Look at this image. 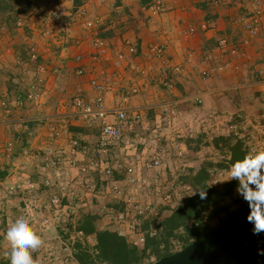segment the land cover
Wrapping results in <instances>:
<instances>
[{
	"label": "crops",
	"instance_id": "obj_1",
	"mask_svg": "<svg viewBox=\"0 0 264 264\" xmlns=\"http://www.w3.org/2000/svg\"><path fill=\"white\" fill-rule=\"evenodd\" d=\"M28 1L32 3L31 7L18 14L16 25L6 26L0 21V37L4 39L0 41V68H5L0 72V93H2L0 103L15 99L20 91L27 89L28 83L33 79L28 72L35 71V65L29 61L34 46L41 53L39 63L47 67L44 76L47 81L44 86L45 95L38 104L27 102L22 107L14 108L6 122L2 118L4 113L0 114V151H2L0 164L1 162L4 164L0 169L5 173L2 178L0 175V181L5 184L14 182L18 178L39 180L38 167L44 163L42 154L47 145L48 125L51 122L56 123L64 132L59 146L65 151L66 156L70 155L68 158L82 164L96 154L99 128L89 129L77 121L74 117L73 105V99L77 96L85 100H91L96 96V92L90 86V80L93 78L113 87L106 97L107 108L111 112L125 109L140 113L144 116L141 123L148 118L161 117L172 125L171 118L176 115L178 106L180 110L191 109V114L189 112L185 114L191 117H195L198 113L203 114L208 108L211 113L219 114V111L223 113L227 106L231 113L226 117L229 120L238 112L235 101L240 99L244 107L243 91L238 93L233 91L234 87L239 85L238 76L232 74L233 81L229 79L231 86L224 83L228 84L227 89H224L214 84L217 76L204 79L200 72L210 68L209 63H225L226 60L241 63L242 68L248 63L264 61L262 43L246 48V56L234 59L216 48L219 38L227 37L231 42L236 43L244 37L241 26L235 23V19L245 12L242 8L243 0H228L218 7H215L211 0H164L166 11L159 16H152L145 10L150 2L140 5V0H82V6L86 7L89 16L101 18L103 25L92 31H86L80 23L73 20V26L69 27L71 33L67 35L65 32L57 31L59 33L57 40L42 37L45 29L43 24L56 23L54 20L51 21L52 12L68 7H62L58 0ZM205 22L210 23L209 31L201 28ZM191 28L195 29L194 34L189 33ZM96 38L104 42L105 52L98 61H93L91 55L94 52L93 40ZM78 40L82 42L81 47L76 46ZM45 41H48L47 45ZM161 44L167 47L166 59L169 63L167 65H162V62L150 52L151 47ZM130 47H134L137 53L130 54L128 51ZM119 54H124L125 58L117 65ZM22 55L26 56L21 57ZM78 55L83 56L80 63L85 69V74L82 76L77 74L80 66L76 61ZM215 56L217 59H214ZM204 64L205 66H202ZM176 66L181 68L179 74L172 69ZM251 68L254 69L252 65ZM143 70L146 74L141 73ZM132 87L138 88L140 92L126 102L122 92ZM179 90L184 91L186 96H182ZM223 90L230 91L231 96L221 98ZM177 96L181 97L175 100ZM197 99L203 100L200 108L194 107L193 103ZM0 110L3 112L2 108ZM111 119L115 120L114 117ZM31 120H38V125L35 130L29 132ZM150 130L151 132L146 131L154 139V131L161 130V126L157 125ZM24 132H28L26 138L28 145L21 149L24 143L20 135ZM92 133L97 134L95 141L89 137ZM73 141H78L80 146L73 148ZM9 142L15 144V149L17 145L19 147V159H16V162L6 155L5 147ZM120 144L112 147L107 156L100 157L105 165H113L119 161L113 151ZM144 147L151 152V146L144 144ZM72 151L77 152L78 155L70 154ZM28 171L34 172L32 176L27 174L30 178L23 175ZM72 174L77 176L78 171L73 170ZM97 175L98 173H93L92 177ZM39 193L43 194L45 199L49 194L45 188ZM16 198L22 200L20 197ZM79 199H81L79 195H74L72 198L77 204ZM20 206L22 208L24 203L21 202ZM79 206H81L80 202ZM1 240H4L3 236H0V243Z\"/></svg>",
	"mask_w": 264,
	"mask_h": 264
},
{
	"label": "built area",
	"instance_id": "obj_2",
	"mask_svg": "<svg viewBox=\"0 0 264 264\" xmlns=\"http://www.w3.org/2000/svg\"><path fill=\"white\" fill-rule=\"evenodd\" d=\"M62 7H70L73 0H58ZM215 7L227 3L228 0H211ZM245 12L235 19V23L241 26V31L244 37H241L238 42H231L227 37H222L217 40L216 48L221 53H227L231 59L246 56L245 49L253 47L257 43H262V53L264 55V0H243V7ZM152 16H159L166 11V4L164 0H152L145 9ZM66 16L65 9L60 8L52 12L51 18L56 21V28H51L49 22L45 25L42 32L44 39L58 38V32H63L69 35L70 28H65L64 18ZM73 20L81 24L86 31H92L103 25V20L99 17L92 18L89 16L88 10L85 6L78 8ZM210 23H203L201 28L204 31H209ZM4 29V27L2 28ZM190 34L195 33V29L189 30ZM57 40V39H56ZM82 42L77 41L76 46L81 47ZM94 52L91 55L93 61H98L105 52V44L100 39L93 40ZM130 54H136L137 50L134 47L128 49ZM151 54L159 59L162 65H167L166 53L167 47L164 44L154 45L150 49ZM41 53L37 47H32L30 62L35 65V71H29L28 74L33 79L30 80L27 86V101L32 104H38L45 95V74L47 67L43 63H39ZM124 54H119L117 57V65L124 60ZM83 60L82 55L76 57V61L80 65L77 69V74L82 76L85 74V69L81 66ZM21 64V63H19ZM176 73L181 72V68L176 66L172 68ZM233 72V73H231ZM241 72V63H234L233 60H226L225 63H219L216 66L205 69L201 72L204 79L213 78L226 73L237 75ZM146 74L145 70L141 71ZM254 74H257V80L252 82L254 88L261 94L262 109L259 113L260 119H264V61L263 63H255ZM91 88L96 92V96L91 100H85L80 96L73 99L75 108L74 117L77 121L82 123L85 127L99 128V137L97 143L96 154L92 156L86 163H78L75 159H70L66 153L59 146V141L64 132L56 123H49L47 134V145L43 151L44 163L38 167L39 180L31 181L30 179H17L14 182L5 184L0 181V188L3 187L0 197L2 200H8L13 197H20L24 203L19 215L28 216L36 231L43 237L45 244L33 256L39 257L41 264H73V245L77 240H83L84 234L77 230V219L79 211L82 207L71 203L72 198L79 191L94 190L93 189V173L101 172L105 178H110L115 170L125 174V180L133 184H140L143 182L144 173H154L155 181H160L161 172L165 171L167 166L164 163V158L161 151L157 149L155 138L159 137L157 130L154 131V144L151 146V155L145 159L142 164L123 163L117 161L113 165H105L100 157L107 156L112 147L118 146L122 140L124 131L127 128H132L144 120V116L140 113L119 109L111 112L107 108L106 97L113 89L102 81L96 78L90 80ZM240 84L235 90L242 89ZM140 90L136 87L124 89L122 96L127 102L130 98L138 95ZM199 104L203 100L197 99ZM24 102L16 97L15 99H8L0 103L3 109V119L7 121L14 108L22 107ZM174 114V113H173ZM115 120H112L113 118ZM226 127L231 134H234L239 140H242L249 152L254 149H264V139L261 137V124L257 123H242L224 126L223 131H217V136L226 134ZM151 132L150 129H146ZM130 144L129 142L126 143ZM15 144L9 142L5 147V152L8 157L14 151ZM80 143L78 141L72 142L73 148H78ZM154 146V147H153ZM78 171L77 176L72 174V171ZM223 173L214 178L212 185L219 187L221 185L220 177ZM156 183V184H157ZM112 195L115 199H120L121 191L118 183H112ZM109 187V186H107ZM42 188L49 192L46 199V204L43 205L44 212L37 215L33 208V203L30 201L31 197L37 195ZM108 191V190H107ZM161 185L158 183L153 191L156 196H161ZM112 196V197H113ZM118 199V200H119ZM170 195L165 196L168 201ZM124 204V211H117L115 207H110L107 204H100L96 207V212L103 217L106 225H124L128 222L130 213L135 215L136 219L146 217L152 214V203L139 204L131 197L121 201ZM243 204L246 202L242 199ZM32 207V208H31ZM10 217L8 215L0 216V236L4 237V232L7 226L17 217ZM132 220V225H137ZM56 232V236L52 234ZM123 234V233H122ZM141 245L144 244V236L140 238ZM138 244V242H135ZM42 250L49 254V256H42ZM9 251V250H8ZM6 257V256H5Z\"/></svg>",
	"mask_w": 264,
	"mask_h": 264
},
{
	"label": "trees",
	"instance_id": "obj_3",
	"mask_svg": "<svg viewBox=\"0 0 264 264\" xmlns=\"http://www.w3.org/2000/svg\"><path fill=\"white\" fill-rule=\"evenodd\" d=\"M26 1L28 3V8H30L32 3L28 0ZM140 1V5H146L152 0ZM18 4V0H0V21H2L3 24L5 23L6 26L16 25L18 14L21 12L18 8ZM82 4V0H73L71 7H69V9H65V28L73 26V18ZM63 32H65V30ZM60 54L61 52H59V55ZM25 56L26 55H22L21 57ZM217 64L219 63H213L210 67L216 66ZM253 71L254 69L252 68V74L249 78L250 82H255L257 80V74H254ZM218 77H221V75L217 76L216 80ZM241 79L242 78H239L237 82L244 85L243 82L246 81ZM168 82L171 83L170 81ZM217 86L226 87L228 85L223 84ZM178 88L181 89V87ZM233 91L237 93L238 91L244 92V87L240 90ZM181 93L182 96H186L184 91ZM221 93H223L221 98L231 96L229 95L230 91L228 92L227 90L226 92L223 90ZM237 93L235 94L237 95ZM253 95L260 102L258 105L260 110L257 112V115H252L256 118L254 122L264 124V119H260L259 115V113L263 111L261 94L255 91ZM15 97L20 98L24 104L28 102L27 90L20 91ZM179 97L181 96H177L174 99L176 100ZM236 97L239 98L238 95ZM240 102V99L239 101L234 102L235 106H237L238 112L233 114L232 118L229 120L226 117L230 116L231 113H229L227 106L222 104L225 106L226 111L223 112L225 120L224 126H229L230 122L232 124L248 123L245 121L248 115L247 111L244 109L242 102ZM193 104L195 108H200V105L203 103L199 104L195 101ZM219 114H221V111H219ZM166 124H168V127H165L167 126ZM37 125L38 120H31L28 127L29 132L35 130ZM172 128L173 127L170 123L165 122L163 128L159 130V134L166 135V133L169 132V130H172ZM187 134L188 135L182 139V142L187 149H191L190 146L192 143L200 144L202 140L199 139L206 138L203 133L196 135V138L198 139H194V133ZM27 135L28 132H24L20 135L22 136L21 140L24 143L21 149L28 145L26 139ZM210 145H213V147L223 155L224 159L221 163H215L207 160L203 161L200 164L199 169H190L187 172L181 171L177 175L175 186L181 185L186 193L183 198L174 203L175 205L166 201L165 196L169 194H164L161 198V211L163 212H159L155 215H148L149 217L146 216L147 218H139V220H145L144 231L141 230V232L144 233V244L142 248L134 241H131L125 234L112 230L109 227L101 228L100 225H105V222L99 213L95 211H87L82 213L80 216L78 215L76 222L77 230L84 234V238L83 240H77L72 247L74 258L73 264H153L164 257H169L183 250L194 241L203 240L234 211L244 207V204L238 202L237 199L235 203H240V205L236 209H231L230 205L225 204L226 199L232 198L236 193L238 184L236 180L231 179L230 181L221 183L219 187H214L212 182L214 178L219 175V173H223L224 175V171H230L233 164L237 161L244 160L245 156L249 153V149L242 140H239L236 136H234V134H231L227 127L226 134L215 137ZM198 149L199 147H196V150ZM165 172L167 174L168 169H166ZM97 173L98 175L93 178L96 179L97 182H104L106 187L110 186L114 182L118 183L125 179V174L117 170H115L113 175L108 179L105 178L100 171ZM162 173L163 172H161L160 177ZM0 175L2 178L5 176V173L1 172ZM197 190L207 191V199L201 200L199 195L195 194ZM75 202V200H71L72 204L79 206V202L78 204ZM152 205L154 206V203H152ZM90 239H92V242ZM153 259L154 261H152ZM0 264H10L9 258L5 257V255L1 256Z\"/></svg>",
	"mask_w": 264,
	"mask_h": 264
},
{
	"label": "rangeland",
	"instance_id": "obj_4",
	"mask_svg": "<svg viewBox=\"0 0 264 264\" xmlns=\"http://www.w3.org/2000/svg\"><path fill=\"white\" fill-rule=\"evenodd\" d=\"M18 3H19L18 8L21 11L28 9V3L26 0H18ZM44 25H46L45 22L43 26ZM48 25L50 26L51 23ZM51 28H55V24H52ZM3 40L2 37H0V41ZM44 43L47 45L48 41H45ZM214 59H217L216 56ZM212 64L213 63H209L210 66ZM251 65L252 67H255V63H248V65H245V67L243 68L241 67L242 68L241 72L237 73L238 76L237 78H242L241 80L246 81L243 82L244 85L242 86L244 87V92H243L244 108L248 114L245 121L248 122V124L255 123L254 120L256 118H254V116L252 115H257V112L260 110L258 106L260 102L253 95L254 92L259 89L254 88L251 85L252 82L249 81L250 75L252 74ZM202 66H205V64ZM1 70L4 71L5 68L3 69L0 68V72ZM231 73H226L225 75L218 77L217 81L215 80L214 84L215 85H223L224 83L229 84V81L233 79V77H231L233 76ZM224 89H227V87H224ZM1 95L2 93H0V100H1ZM176 109H177L176 115L171 118L172 127H173L172 130H169V132H167L166 135L164 134L165 136L162 134V136L155 138L157 149L158 151L159 150L161 151L164 158V163L167 166L166 169H168L167 174L165 171H163L160 177V181L158 182L161 185V193H160L161 196H156V194H153L154 188L158 184L155 181L154 173L145 172L143 182L140 184L139 183L133 184L130 181H126L125 179L122 182L118 183L121 191V196H120L121 200L119 198H118L119 200L115 199L114 196L112 195V190H113L112 185L106 187L104 182L102 181L97 182V180L93 178L92 184L94 190H89V191L84 190L81 192L79 191L78 194H76L79 195V197L81 198L79 199V202L81 204L80 207L82 208L79 211V216L87 211L96 212V207L100 204H107L110 207L114 206L116 210L120 212L124 211L125 209L121 201L122 199L126 200L129 197H131L135 202L139 204L154 203L153 212L150 215L153 214L155 215L158 214L159 212L161 213L163 212L161 211L162 208L161 198L162 196H164V194H169L170 199L168 201L170 202V204L172 203V205H175L174 203L178 202L181 198H183V196L186 193L181 185L175 186L177 175L181 171L187 172L190 169L197 170L199 169L200 164L206 160L213 161L215 163H221V161L224 159L223 155L217 149H215L213 145L210 144L215 137H218L217 131L222 132L224 129L225 120L223 113L214 114L211 113V110L208 108L205 110L206 112H204L203 114L198 113L195 114V117H191L190 115H185L188 112L190 113L191 109L186 110V108H184L182 109L183 110L182 111L180 110L179 106L176 107ZM1 113H3L2 110H0V114ZM165 122L166 120L161 117L155 119L148 118L143 123H139L138 125H135L132 128L125 129L123 135L124 143L121 142L120 146L113 151L116 156V159L122 161L123 163L142 164L145 161V159H147L151 155V152L145 149L144 144L152 146V143L154 144L155 142L154 139L146 131V128L150 129L152 127H156L157 125H160L161 128H163ZM257 124H261V123L259 122ZM166 125L167 126L165 127H168V124ZM218 127L219 129H217ZM8 129H10V127H8ZM260 132L262 139H264V124H261ZM187 133L190 134L194 133L195 134L194 139H198L196 138L197 137L196 135L203 133L206 138L199 139L202 140L200 144L192 143L190 146L191 149H187L184 143L182 142V139L188 135ZM96 136H97L96 133H92L89 135L90 139L92 140L94 139V141L96 139ZM19 141H21L20 138ZM127 142H129L130 144L126 145ZM15 143L17 144L16 141ZM196 147H199V149L196 150ZM18 148L19 147L17 145L16 149H14L12 153H10L11 154L10 159L11 160L14 159L15 162L16 159H19L17 153L20 150ZM1 154L2 151H0V156H2ZM70 154H73L74 156L78 155L77 152H73V151ZM5 156H3V158H5ZM69 156L70 155L67 154V157ZM1 163L2 164H0V168H2V165H4L3 162ZM0 171L2 172L3 170L0 169ZM27 174L32 176L34 175V172L32 173V171H28V173L23 175L29 177ZM231 179H232L231 171H224V175L220 177L221 183H225L227 181H230ZM165 183L168 188L165 186ZM2 190L3 187L0 188V194L2 193L1 192ZM45 198L46 197H44L43 194L38 193L37 195L31 197L30 199V201L33 203V208L32 207L31 208L34 210V212L37 215H39L40 212L42 213L45 211L43 208V205L46 204ZM236 199L238 202L243 204L242 198L237 194V192L234 194L232 198L226 199L225 204L230 205L231 209H236L240 205V203L237 202L235 203ZM21 202L23 203L22 200L20 201V199L16 197L10 198L8 200H2L0 197V216L2 214L8 215L10 217L18 215L19 212H21V208H20ZM8 211L10 214L9 213L6 214V212ZM147 217L149 216L147 215ZM132 220H134L133 222H135L137 225H132ZM144 221L139 220V218L136 219L135 215L130 213V216L128 217V222L124 223V225L105 224V225H100V227L101 228L109 227L112 230L118 231L119 233H123L127 235L131 241L138 242V245L142 248L143 245H141L140 238L141 236H144V233L141 232V230L144 229ZM52 234L54 235L53 237L57 235L56 232H53ZM1 241L2 242L0 243V257L3 256L5 252L10 250L9 242L6 239ZM90 241L92 242V239H90ZM40 255H42L43 257L47 255L49 256V254L46 253V251L44 252L43 250L42 252H40ZM152 261H154V259Z\"/></svg>",
	"mask_w": 264,
	"mask_h": 264
},
{
	"label": "clouds",
	"instance_id": "obj_5",
	"mask_svg": "<svg viewBox=\"0 0 264 264\" xmlns=\"http://www.w3.org/2000/svg\"><path fill=\"white\" fill-rule=\"evenodd\" d=\"M232 179L238 182L236 192L248 204L247 222L252 225L253 235L264 234V149L251 150L242 161H237L230 170ZM201 200L207 199V191L197 190ZM4 239L10 250L4 255L10 264H41L33 256L44 246L45 240L36 231L28 216L18 215L6 228ZM258 256L264 257V247L258 249Z\"/></svg>",
	"mask_w": 264,
	"mask_h": 264
},
{
	"label": "water",
	"instance_id": "obj_6",
	"mask_svg": "<svg viewBox=\"0 0 264 264\" xmlns=\"http://www.w3.org/2000/svg\"><path fill=\"white\" fill-rule=\"evenodd\" d=\"M248 214L246 202L203 240L153 264H264V257L257 254L264 247V234H252Z\"/></svg>",
	"mask_w": 264,
	"mask_h": 264
}]
</instances>
